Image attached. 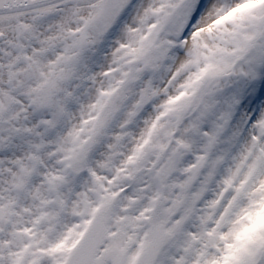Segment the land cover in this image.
I'll list each match as a JSON object with an SVG mask.
<instances>
[{"label": "snow or ice", "instance_id": "snow-or-ice-1", "mask_svg": "<svg viewBox=\"0 0 264 264\" xmlns=\"http://www.w3.org/2000/svg\"><path fill=\"white\" fill-rule=\"evenodd\" d=\"M0 264H264V0H0Z\"/></svg>", "mask_w": 264, "mask_h": 264}]
</instances>
